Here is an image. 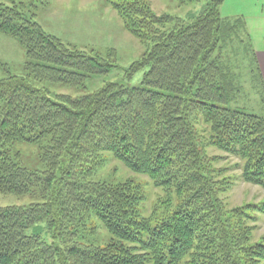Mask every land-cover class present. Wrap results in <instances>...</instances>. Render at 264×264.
<instances>
[{"label": "trees", "instance_id": "obj_1", "mask_svg": "<svg viewBox=\"0 0 264 264\" xmlns=\"http://www.w3.org/2000/svg\"><path fill=\"white\" fill-rule=\"evenodd\" d=\"M224 2L209 0L187 23L158 16L147 0L112 1L127 32L151 44L129 70L147 68L143 87L109 83L80 98L52 96L30 78L81 87L114 65L69 48L21 4L0 3V32L24 47L28 73L12 75L0 62L8 72L0 80V193L43 200L0 207V264H264V235L255 238L252 215L264 206L230 207L223 195L234 182L228 169L213 168L224 157L209 154L213 148L240 160L241 179L264 188V118L227 107L241 85L219 50L244 36L264 83L246 20L223 18ZM40 139L48 141L44 172L24 167L11 149ZM105 153L174 192L176 209L162 220L144 218L145 197L131 181H91ZM92 217L112 237L104 247L77 242ZM38 223L53 243L27 234Z\"/></svg>", "mask_w": 264, "mask_h": 264}, {"label": "rangeland", "instance_id": "obj_2", "mask_svg": "<svg viewBox=\"0 0 264 264\" xmlns=\"http://www.w3.org/2000/svg\"><path fill=\"white\" fill-rule=\"evenodd\" d=\"M112 1L116 0H0V3L7 5H13V2L21 4L25 12L32 16L44 31L59 38L69 48L99 56L114 65L106 75L89 77L85 86L39 82L30 78L34 86L47 90L52 96L67 95L73 98L94 95L109 83L121 84L127 88L143 87L147 68L132 76L129 75V70L133 63L142 60L151 44L142 43L127 32L124 19L113 9ZM147 1L158 16L170 15L187 23L201 15L209 3V0ZM263 5L264 0H225L221 6V15L223 18L244 17L253 23L255 15ZM242 41L240 43V40L236 39L232 42L234 44L226 43V46L219 50L220 54L223 53L225 61L233 67L237 82L241 85L237 99L227 107L264 118V86L260 78L254 74L256 68L253 54L248 52L247 45L244 46L247 43L244 36ZM26 60V50L20 42L0 32V62L7 66L10 74L27 78ZM7 76L8 72L0 64V80ZM47 145V139H40L19 142L11 149L13 153H20L24 167L31 171L44 172L46 166L42 155ZM209 154L224 157L219 164L213 165V168L228 169L227 174L234 182L232 189L223 195L230 207L246 204L264 206V188L245 183L241 179V170L235 168L240 160L213 148L209 150ZM104 160L103 168L91 178V181L113 186L131 181L133 187L140 189L145 197L140 205L144 218L162 220L176 209L178 200L174 192L158 188L149 177L131 172L113 158L111 153H105ZM62 161L65 163L64 158ZM42 202L43 200L36 196L19 198L0 193V207H27ZM252 215L257 217L258 229L255 238L258 239L264 235V214L254 212ZM86 226L77 242L99 247L111 242V235L96 218L88 220ZM27 234L40 235L44 240L54 242L44 223L36 224L27 231Z\"/></svg>", "mask_w": 264, "mask_h": 264}, {"label": "crops", "instance_id": "obj_3", "mask_svg": "<svg viewBox=\"0 0 264 264\" xmlns=\"http://www.w3.org/2000/svg\"><path fill=\"white\" fill-rule=\"evenodd\" d=\"M248 20H246V24L255 50L256 66L264 83V5L259 13L255 15L253 23Z\"/></svg>", "mask_w": 264, "mask_h": 264}]
</instances>
